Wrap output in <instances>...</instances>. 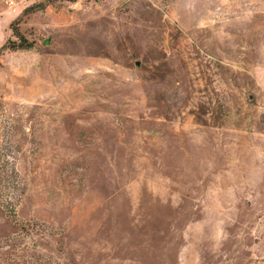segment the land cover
<instances>
[{"label":"rangeland","instance_id":"obj_1","mask_svg":"<svg viewBox=\"0 0 264 264\" xmlns=\"http://www.w3.org/2000/svg\"><path fill=\"white\" fill-rule=\"evenodd\" d=\"M44 1L0 0V264H264V0Z\"/></svg>","mask_w":264,"mask_h":264},{"label":"trees","instance_id":"obj_2","mask_svg":"<svg viewBox=\"0 0 264 264\" xmlns=\"http://www.w3.org/2000/svg\"><path fill=\"white\" fill-rule=\"evenodd\" d=\"M50 0H45L43 3H39L37 5L31 6L26 8V10L23 11L24 14L33 13L35 11L43 10L45 8V3H47ZM54 1V0H52ZM67 1H76V0H67ZM15 37L19 40V42L16 44V46H11L10 48L7 47L6 44H3L0 47V55L3 53V51L7 49H29L32 47V42H29L25 36L22 35L19 31L15 32ZM15 43V42H14Z\"/></svg>","mask_w":264,"mask_h":264},{"label":"water","instance_id":"obj_3","mask_svg":"<svg viewBox=\"0 0 264 264\" xmlns=\"http://www.w3.org/2000/svg\"><path fill=\"white\" fill-rule=\"evenodd\" d=\"M44 43H45V44H47V42H46V41H45Z\"/></svg>","mask_w":264,"mask_h":264}]
</instances>
